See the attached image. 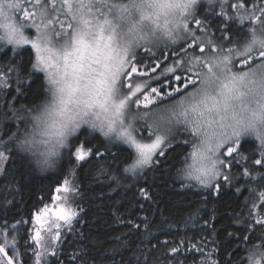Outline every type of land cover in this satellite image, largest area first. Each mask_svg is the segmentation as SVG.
I'll return each mask as SVG.
<instances>
[{"label": "snow or ice", "instance_id": "1", "mask_svg": "<svg viewBox=\"0 0 264 264\" xmlns=\"http://www.w3.org/2000/svg\"><path fill=\"white\" fill-rule=\"evenodd\" d=\"M248 2L244 0L231 7L243 8ZM24 3L32 5L33 10H28L22 0H0V29L4 33L0 41L17 46L32 45L35 49L32 67L47 73L50 99L35 112L27 108L32 131L24 132L23 138L12 132L7 142L0 138L5 152L10 151L7 144L14 142L23 151L38 154L37 163L42 167H51L53 158L60 156L61 149L65 148L69 164L73 163V156L77 161H86V157L91 156L103 158L87 139L77 143L79 137L76 136L69 141L82 126H87L83 129L85 136L88 129L99 130L112 144L127 146L121 149L124 159L118 161L125 165L124 173L146 177L147 171L164 165L171 145L184 132L190 133L194 141H185L192 143V162L179 170V174L196 180L208 189L209 196L215 194L219 199L226 185L234 186L236 176L231 169L240 160L248 161V167H244L240 175L264 178V6L259 7L262 14L259 16L254 12L238 13L241 24L249 18L254 21L242 43L230 38L231 25L225 26V21L221 20V35L205 44L197 42L199 38L188 22L198 0H24ZM220 7H224L222 2ZM20 12H23V20L18 15ZM229 19L235 22L236 18ZM195 24L201 26L203 22L195 19ZM28 28L35 29L34 39L25 34ZM161 35L170 38L173 44L180 40L187 43L189 38L192 44L189 49L179 45L184 56H177L171 66L164 67L160 73L162 81L155 78L159 87L139 83L134 74L143 59L137 50L149 44L158 47ZM150 52L148 48L143 55ZM171 59V54L166 57V60ZM20 67L9 64L6 70L16 71ZM160 67L162 65L157 63L150 71L155 74ZM0 87H7V77L0 80ZM15 90L20 92L21 88ZM165 96L171 100L170 104L156 103L158 97ZM150 105L153 108L148 111ZM243 137H254L258 141V146L250 149L248 156L240 151ZM255 153L260 158L252 159ZM7 159L0 152V172L5 175L3 161ZM250 169H258L255 176ZM98 171L102 173L103 166ZM111 178L117 182L121 179L115 174ZM246 187L252 194L245 197L246 205L251 198L248 219L234 213L233 223H241L244 231L254 232L255 226L264 227V218L253 216L257 201L264 210V191L257 195L250 183H246ZM55 191L68 193L69 181L64 180ZM73 191L78 192V189ZM139 191L145 199H151L145 188ZM53 199L58 204L51 210L45 205L34 214L36 226L31 239L35 247L31 258L27 257L26 248L23 252L17 248V237L9 239L7 233L0 231L3 240L0 264H29V259L33 264H49L44 256L50 241L60 239L62 227L71 230L74 221L79 223L77 211L64 207L59 195ZM76 208L80 209V205ZM53 215L55 219H50ZM256 215L264 217V211ZM42 230L49 234L48 240ZM236 235L227 233L230 237ZM249 239L242 236L241 242ZM260 239L259 247L253 244L248 250V264H264V232L260 233ZM24 243L32 247L27 241ZM51 247L55 258V246ZM170 251L179 253L181 248L178 245ZM188 251L200 252L203 259L199 264H230V261L211 259L212 253L205 255L195 244H191ZM79 258L72 257L73 260ZM51 264L61 262L53 259Z\"/></svg>", "mask_w": 264, "mask_h": 264}, {"label": "trees", "instance_id": "2", "mask_svg": "<svg viewBox=\"0 0 264 264\" xmlns=\"http://www.w3.org/2000/svg\"><path fill=\"white\" fill-rule=\"evenodd\" d=\"M242 3L244 0H213L212 4L209 0H199L193 15L188 17L192 30L198 35L197 42L207 44L209 40H216L221 35L223 20L225 26L231 25L230 38L242 43L254 21L249 18L241 24L238 13L262 15L259 7L264 6V0H249L239 9L231 7V4ZM22 4L33 10V6L24 0ZM229 17L236 18L235 22ZM195 19L202 20L203 24L197 26ZM3 34L0 29V35ZM180 44L189 49L192 40L189 38L187 43L180 40L176 44L167 40L158 47L146 45L137 50L146 71L157 63L162 65L155 74L151 73L153 87L160 86L155 78L163 80L160 73L164 67L171 66L177 56H184ZM228 46L226 43L225 47ZM148 48L151 52L143 55ZM170 54L172 59L166 60ZM32 63H35V51L31 45L17 46L6 40L0 41V80L7 77V87H0V138L4 142L12 132L23 138L24 132L32 131L27 108L35 112L47 99L45 75L42 70L33 68ZM9 64L21 67L7 71ZM17 87L21 88L20 92L15 90ZM159 99L157 104L169 100L166 96ZM17 116L22 119L18 120ZM76 136L79 137L77 143L87 139L103 158L91 156L86 157V161H77L73 156V163L69 164L68 149L65 148L61 149L60 156L53 158L51 167H42L37 163L36 155L23 151L12 142L7 144L10 149L6 152L8 159L4 164L7 175L0 173V226L6 223L7 227L21 220H30L43 203L51 200L57 186L73 173L78 189L75 207L80 205V209L76 208L79 223L74 221L72 229L62 234L55 248L56 257L53 258L52 254L47 257L49 264L53 259H58L61 264H84V261L88 264H199L203 257L200 252L188 251L191 244L203 249L205 255L212 253L213 260L248 264L249 248L253 244L257 247L262 244L260 233L264 232V227L255 226L254 232H246L243 224L233 223L234 213L248 219L251 198L246 205L245 197L252 194L246 183L256 188L257 195L264 191V178L240 175L243 168L248 167L247 160H240L231 169L236 176L234 186L226 185L224 195L217 199L215 194L209 196L208 189L195 180L179 174V170L186 166L191 148V142L185 143L193 140L190 133H180L171 145L164 165L155 171L146 170V177L123 172L125 165L118 161L124 159L125 153L121 149H127L126 145L112 144L105 136L92 131H88L87 136L78 131L73 139ZM257 146L254 137H243L240 151L248 156L250 149ZM0 150H4V143H0ZM256 158H260L259 154H252V159ZM101 166L102 173L98 171ZM257 170L250 169L253 176ZM114 174L121 178L119 182L111 178ZM140 188H145L151 199H145ZM236 188L240 191L237 192ZM257 204L253 216L255 219L264 218L256 215L264 211L259 208V201ZM228 232L237 235L230 237ZM242 236L250 239L241 242ZM182 240L184 243L180 244ZM25 241L26 238L20 242V247L22 252L27 249L28 257L30 247ZM178 245L181 251L172 253L170 249ZM73 256L80 258L73 260Z\"/></svg>", "mask_w": 264, "mask_h": 264}, {"label": "rangeland", "instance_id": "3", "mask_svg": "<svg viewBox=\"0 0 264 264\" xmlns=\"http://www.w3.org/2000/svg\"><path fill=\"white\" fill-rule=\"evenodd\" d=\"M199 1V0H198ZM195 7V6H194ZM194 11V8L192 9V12ZM18 15H19V17H20V19L21 20H23V12H20V13H18ZM62 18V17H61ZM28 23H31V21H28ZM3 31V30H2ZM25 34L27 35V36H29L30 38H32V39H34L35 38V29L34 28H28V29H26L25 30ZM196 36H198V35H196ZM167 40H169V41H171L168 37H165V36H160V38H159V40L157 41V43H158V46L160 45V44H164L165 43V41H167ZM179 42V41H178ZM27 45H31V44H27ZM150 45V44H149ZM32 46V45H31ZM150 46H152V45H150ZM34 49V48H33ZM34 51H35V49H34ZM209 50H206V52L207 53H209L208 52ZM209 54H211V53H209ZM137 67H138V72L136 73V74H134V76L137 78V82H139V83H142V84H145V83H150L151 85H152V83H153V76H151L152 74V72L151 71H146L145 70V65H143V64H139V65H137ZM143 72H146L148 75L147 76H141L140 75V73H143ZM43 73H44V75H45V78H46V81H47V90H48V88H49V84H48V79H47V73L46 72H44L43 71ZM47 99L46 100H48V99H50V94H49V92L47 91ZM160 97H158L157 98V101H156V103H158V102H160L159 99ZM163 103H168V104H170L171 103V100H167V101H165V102H163ZM151 106V107H150ZM149 106V108L147 109L148 111H151L152 110V108H153V106L152 105H150ZM141 109H143V105H141ZM87 126H82V129L80 130V131H83V129H85ZM88 131H92V132H96V133H98V134H100V135H103L99 130H91V129H88ZM183 132H181V134H182ZM77 134V133H76ZM76 134H74V136L76 135ZM74 136H72V137H69V140H74L73 139V137ZM104 136V135H103ZM192 138V137H191ZM193 139V138H192ZM192 142H194L193 140H192ZM191 151H192V143H191V148H190V151H189V154H188V158H187V162H186V164H188V163H191L192 162V160H191V156H190V153H191ZM0 152H3L4 153V155L5 156H7V154H6V152L4 151V150H0ZM37 156V158H38V154L36 155ZM6 161L7 160H5V161H3V164H5L6 163ZM1 173V172H0ZM64 180H68L69 181V188H70V191L68 192V193H63V192H61V193H56V191L54 192V195H53V197H55L56 195H59L60 197H61V202H62V204H63V206L64 207H68V208H71V209H73V210H75V211H77L76 210V207H75V204H76V197H77V192H74L73 191V189H77L76 188V181H75V178H74V175H73V173L71 172V173H69V175L67 176V178H65ZM64 180L58 185V186H60V185H62L63 184V182H64ZM194 180V179H193ZM196 181V180H195ZM197 182V181H196ZM57 186V187H58ZM65 196H67V201L66 202H64V197ZM53 197L51 198V200L50 201H48V202H46V203H43L41 206H40V208L39 209H41V208H43L45 205H47L48 207H49V209L51 210L52 208H53V206L54 205H57L58 204V202L55 200V199H53ZM38 209V210H39ZM37 210V211H38ZM36 211V212H37ZM35 212V213H36ZM34 213V214H35ZM34 214H33V216L31 217V219L30 220H21V221H19V222H17V223H15V224H13V225H11V226H8V227H4V226H0V231H2L3 233H7L8 234V237H9V239H11L13 236H15V237H17V248L22 252V250H21V247H20V242L24 239V238H26V241H28V244L29 245H32V247H30V249H28V253H29V258H31L32 257V248L33 247H35V243H34V241L31 239V237L35 234L34 233V228H35V226H36V222H35V219H34ZM50 219H55V216L53 215ZM60 223H63L62 221L60 222ZM45 228H47V225H45ZM68 230V227L67 226H64V227H62L61 229H60V231H61V237H60V239L62 238V234L64 233V232H66ZM42 235L45 237V240H48V237H49V234L46 232V231H43L42 230ZM60 239L59 240H56V241H50V244H49V247H48V250H47V252L45 253V256H44V259L45 260H47V257L49 256V255H51L52 254V252H53V248L51 247V245H54L55 246V248L57 247V245L59 244V241H60ZM0 242H3V240H2V238H0ZM40 251H44V249H40ZM10 254H11V252H10ZM21 259H23V257H21ZM29 264H33V260L32 259H29Z\"/></svg>", "mask_w": 264, "mask_h": 264}, {"label": "clouds", "instance_id": "4", "mask_svg": "<svg viewBox=\"0 0 264 264\" xmlns=\"http://www.w3.org/2000/svg\"><path fill=\"white\" fill-rule=\"evenodd\" d=\"M162 36V35H161ZM170 39V38H169ZM171 40V39H170Z\"/></svg>", "mask_w": 264, "mask_h": 264}]
</instances>
